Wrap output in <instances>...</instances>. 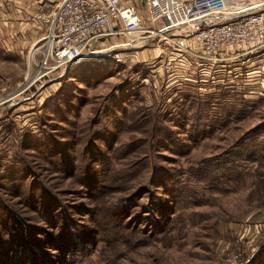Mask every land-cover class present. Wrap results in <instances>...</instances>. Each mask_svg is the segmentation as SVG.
I'll return each mask as SVG.
<instances>
[{
    "label": "rangeland",
    "instance_id": "rangeland-1",
    "mask_svg": "<svg viewBox=\"0 0 264 264\" xmlns=\"http://www.w3.org/2000/svg\"><path fill=\"white\" fill-rule=\"evenodd\" d=\"M25 53L0 34V264H264L263 81L154 39L15 93Z\"/></svg>",
    "mask_w": 264,
    "mask_h": 264
},
{
    "label": "built area",
    "instance_id": "built-area-1",
    "mask_svg": "<svg viewBox=\"0 0 264 264\" xmlns=\"http://www.w3.org/2000/svg\"><path fill=\"white\" fill-rule=\"evenodd\" d=\"M35 1L44 8L24 19L44 28L27 47L28 80L15 93L61 77L73 62L104 56L119 61L122 50L154 39L169 47L176 74L189 66L188 76L198 79L232 72L238 81L264 82V0ZM251 53L259 60L241 72ZM12 95H0V103Z\"/></svg>",
    "mask_w": 264,
    "mask_h": 264
},
{
    "label": "crops",
    "instance_id": "crops-1",
    "mask_svg": "<svg viewBox=\"0 0 264 264\" xmlns=\"http://www.w3.org/2000/svg\"><path fill=\"white\" fill-rule=\"evenodd\" d=\"M40 8L42 9L44 6L35 0H0V34L9 41L12 48H16L19 52H25L44 28V24H37L24 19L25 14ZM258 60L259 56L251 53L246 55L244 66L242 64L240 67L250 71L254 69L253 65ZM249 83L256 84L255 81L251 80Z\"/></svg>",
    "mask_w": 264,
    "mask_h": 264
},
{
    "label": "trees",
    "instance_id": "trees-1",
    "mask_svg": "<svg viewBox=\"0 0 264 264\" xmlns=\"http://www.w3.org/2000/svg\"><path fill=\"white\" fill-rule=\"evenodd\" d=\"M48 237H53V232H49Z\"/></svg>",
    "mask_w": 264,
    "mask_h": 264
}]
</instances>
